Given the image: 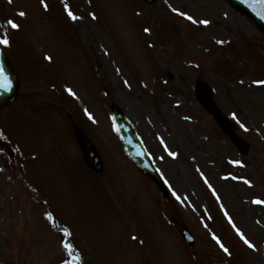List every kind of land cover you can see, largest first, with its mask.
Returning a JSON list of instances; mask_svg holds the SVG:
<instances>
[{
	"label": "rangeland",
	"instance_id": "374dc122",
	"mask_svg": "<svg viewBox=\"0 0 264 264\" xmlns=\"http://www.w3.org/2000/svg\"><path fill=\"white\" fill-rule=\"evenodd\" d=\"M136 1L45 0L46 10L41 0H0V38L6 34L10 40L0 46L20 80L18 97L0 122V264H66L72 258L74 264H208L224 258L264 264V204L254 203L264 200V86L253 83L264 80V34L221 0H156L145 6ZM63 5L78 18H68L66 9L62 16ZM96 7L107 16L106 26H114L110 44L88 19V14L100 18ZM172 7L210 23L193 24ZM168 16L177 19L172 31L164 30ZM8 20L20 27L13 29ZM65 27L75 29L80 41L94 39L85 52L68 50V66L61 62L60 35L51 34ZM143 27L152 33H142ZM47 50L63 68L55 83L51 64L43 68L37 60ZM93 57L91 71L87 58ZM209 93L248 140L247 151L238 152L204 109L200 101ZM112 105L142 138L168 185V199L152 185L145 188L142 181L150 186L149 179L130 170ZM68 115L102 157L103 172L95 179L86 169L76 170L84 167ZM123 192L131 212L138 204L137 230L134 220L124 225L120 211L119 223L112 221L114 210L124 209ZM225 211L255 249L240 239ZM183 225L196 237L193 248L179 239ZM144 248L153 249L158 261Z\"/></svg>",
	"mask_w": 264,
	"mask_h": 264
},
{
	"label": "snow or ice",
	"instance_id": "6c2138e0",
	"mask_svg": "<svg viewBox=\"0 0 264 264\" xmlns=\"http://www.w3.org/2000/svg\"><path fill=\"white\" fill-rule=\"evenodd\" d=\"M9 2H11V0H9ZM41 3L43 4L44 8L47 10L48 5L45 2V0H41ZM169 7H171V5H169ZM252 7L255 8H260L262 10H264V0H255V2L252 4ZM65 8L67 10V13L69 15V17H71L73 20H76L78 17L75 15V13H73V11L71 10V8L68 5H65ZM172 11L177 13L180 16L185 17L188 21L192 22L193 24H202V25H208L210 23L209 20L204 19V20H198L196 18H194L192 15L188 14L186 11H181L178 8L172 7ZM261 15L262 18H264V11H261L259 13ZM20 16H25L26 13L24 12H20L19 13ZM95 18V17H93ZM7 23L9 25H11V27L13 29H18L20 27V25L18 23H16L13 20H8ZM145 31H148V29H145ZM222 43V41H221ZM0 44L2 45H9L10 44V40L8 38V36L5 34L2 38H0ZM47 59L51 60V57H47ZM125 83H127V81H125ZM253 83L257 84L258 86H264V80H256L253 81ZM11 86H12V81L10 79L9 74L7 73L4 65L2 63H0V94L3 93H7L11 90ZM67 91L72 95L75 96L76 93L71 89H67ZM87 111V110H86ZM89 115V119H93L91 113H88ZM233 119H237V116L235 113L232 114ZM242 128H245V130L247 131V128L245 127L244 124L240 125ZM161 144H164L163 139H161ZM164 150L168 152V155L175 158L177 156V153L174 151H171L168 146L166 144H164ZM233 163L239 164V161H233ZM201 175L203 176V173H201ZM228 177H225V179H227ZM233 179H236V177H232ZM205 183L208 184V187L210 189H212L213 195H216V190L212 187V185L208 182L207 177L204 178ZM245 183H248L250 185V181L245 180ZM173 195L176 196L177 200H180L181 197L179 195H177L175 192L173 193ZM217 199H220V197L217 195ZM254 203L256 204H264V200H259L256 199L254 200ZM223 207V206H222ZM225 216L228 218L229 223L232 225V227L235 229L237 235H239L240 239L243 240V242L252 249H255V245L246 237V235L241 231V229L233 222L232 217L228 215L227 211H225ZM211 218V217H209ZM65 233H67V229L64 230ZM212 238L213 240L216 241V243L219 245V247L225 252V253H229V249L225 246V244L221 241V238L219 236H217L215 233L212 234ZM65 249L69 251V254H72L73 248L71 244H65L64 245ZM66 264H71V262H66Z\"/></svg>",
	"mask_w": 264,
	"mask_h": 264
},
{
	"label": "water",
	"instance_id": "95a60500",
	"mask_svg": "<svg viewBox=\"0 0 264 264\" xmlns=\"http://www.w3.org/2000/svg\"><path fill=\"white\" fill-rule=\"evenodd\" d=\"M227 1H230L232 3V5H236L244 10H246L245 8L241 7V5L236 2L237 0H227ZM259 25H261L262 27H264V23H260ZM0 63H2L7 71V73L9 74L10 76V79L12 81V86H11V90L7 93H3V94H0V103L3 102V100H6V101H11L15 95V92H16V87H17V79H16V76L14 75V73L12 72V70L10 69L9 65H8V62L4 56V54L2 53V51L0 50ZM216 117L218 119V122L220 124H222L223 128L226 130V132H228V134L232 137V139L237 142L238 141V138L236 137V135L233 133L228 121L218 112H216ZM116 119H117V123L118 124H121L122 122H124V120L118 116V114H116ZM126 128V126H125ZM124 132V131H122ZM222 264H228L227 262H224Z\"/></svg>",
	"mask_w": 264,
	"mask_h": 264
},
{
	"label": "bare ground",
	"instance_id": "6f19581e",
	"mask_svg": "<svg viewBox=\"0 0 264 264\" xmlns=\"http://www.w3.org/2000/svg\"><path fill=\"white\" fill-rule=\"evenodd\" d=\"M87 30H88V27H87Z\"/></svg>",
	"mask_w": 264,
	"mask_h": 264
}]
</instances>
